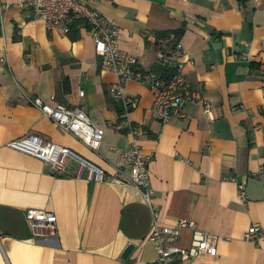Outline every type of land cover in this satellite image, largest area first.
Wrapping results in <instances>:
<instances>
[{"label": "crops", "instance_id": "1", "mask_svg": "<svg viewBox=\"0 0 264 264\" xmlns=\"http://www.w3.org/2000/svg\"><path fill=\"white\" fill-rule=\"evenodd\" d=\"M0 4V264H156L147 238L152 215L138 189L76 177L71 158L65 172L54 175L49 163L6 145L32 132L71 148L110 176L132 135L111 126L118 121L119 103L109 94L115 75L102 70L82 18L69 19L63 32L46 29L25 0ZM90 4L117 26L119 47L136 58V68L159 70L157 43L164 32L176 35L190 59L184 73L200 99L185 104L182 118L162 123L152 109L153 92L136 80L125 86L138 100L129 119L139 128L141 152L151 155L158 220L191 219L215 239L214 255L174 264H264V241L242 238L252 222L264 229V173H256L264 167V0ZM50 95L80 107L103 128L96 150L25 100L49 102ZM238 182L243 201L236 198ZM30 207L55 215L54 235L31 226L25 216ZM189 240L190 231L182 230L178 245Z\"/></svg>", "mask_w": 264, "mask_h": 264}, {"label": "built area", "instance_id": "2", "mask_svg": "<svg viewBox=\"0 0 264 264\" xmlns=\"http://www.w3.org/2000/svg\"><path fill=\"white\" fill-rule=\"evenodd\" d=\"M90 1L25 0V4L32 11L33 16L44 23L46 29L57 27L67 32L68 20L72 17H79L85 21L87 33L93 41L94 52L100 59L102 70L115 75V80L109 87V94L119 103V111L118 121L111 126L116 130H126L131 133L132 140L129 146L119 153L117 161L112 165L113 172L108 176L102 167L71 148L43 139L32 132L10 139L6 145L49 163L54 175L63 174L66 170L65 161L71 158L77 163L76 177L83 176L90 181L130 185L138 189L152 215V227L147 238L152 242L157 253L156 264H174L178 259L188 262L202 253L214 255L216 249L213 235L195 227L193 220L178 218L172 224H162L158 220L148 171L151 155L141 152L138 144L139 128L133 126L129 119V113L136 107L138 100L135 96L129 95L125 87L128 80H136L146 85L153 92L152 109L162 123L182 118L185 104L200 99L197 89L191 86L184 73L185 65L190 59L186 57L176 35L169 33L158 38L159 70L136 68V58L119 47L117 26L92 6ZM78 95L82 96L83 91L80 90ZM25 100L88 149L96 150L104 130L94 124L80 107L57 101L54 95H50L49 102L37 96H25ZM202 110L208 118L213 117L208 102H202ZM263 170L264 167L259 166L257 175H262ZM228 179L232 180V177ZM262 186L264 187V180ZM235 194L237 199L242 201L245 199L242 183H235ZM25 216L33 228H46L49 234H55L56 217L52 212L30 207L26 210ZM182 230L190 231V240L186 247L178 245ZM242 238L254 244L260 243L264 241V229L252 222L244 230Z\"/></svg>", "mask_w": 264, "mask_h": 264}, {"label": "water", "instance_id": "3", "mask_svg": "<svg viewBox=\"0 0 264 264\" xmlns=\"http://www.w3.org/2000/svg\"><path fill=\"white\" fill-rule=\"evenodd\" d=\"M130 249H131V246L128 245V246L125 248V250L123 251L122 256H125L126 254H128V252L130 251Z\"/></svg>", "mask_w": 264, "mask_h": 264}, {"label": "trees", "instance_id": "4", "mask_svg": "<svg viewBox=\"0 0 264 264\" xmlns=\"http://www.w3.org/2000/svg\"><path fill=\"white\" fill-rule=\"evenodd\" d=\"M74 25H75V22H74L73 24L70 25V31L73 30V26H74ZM170 33H171V32H170ZM159 34L162 36V35H167V34H169V33L164 32V33H159ZM118 111H119V108H118Z\"/></svg>", "mask_w": 264, "mask_h": 264}]
</instances>
